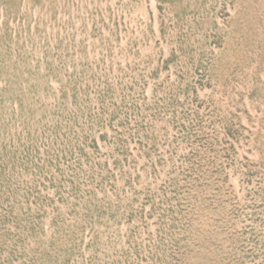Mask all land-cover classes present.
<instances>
[{
    "label": "rangeland",
    "instance_id": "374dc122",
    "mask_svg": "<svg viewBox=\"0 0 264 264\" xmlns=\"http://www.w3.org/2000/svg\"><path fill=\"white\" fill-rule=\"evenodd\" d=\"M0 264H264V0H0Z\"/></svg>",
    "mask_w": 264,
    "mask_h": 264
}]
</instances>
